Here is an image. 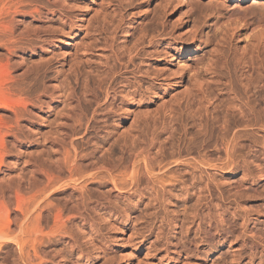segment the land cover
I'll list each match as a JSON object with an SVG mask.
<instances>
[{
    "label": "bare ground",
    "instance_id": "bare-ground-1",
    "mask_svg": "<svg viewBox=\"0 0 264 264\" xmlns=\"http://www.w3.org/2000/svg\"><path fill=\"white\" fill-rule=\"evenodd\" d=\"M44 1L52 3V0ZM246 1L236 0L238 4ZM40 2L39 0H0V264H64L63 259L66 255L63 254L62 250L60 251L62 247L67 250L66 253L71 252L69 254H72L73 252V257L77 255L78 260L81 259L78 256L82 254V247H92L91 237L95 235L96 225L98 224L94 223L95 217L99 215V212L106 215V217L114 216L118 210L115 209L117 205L113 201L116 198L125 199L127 197L126 200H129V197L136 199L140 195L148 194V196L151 195V197L168 201L174 197H183L184 199L185 196L189 197V194H192V197L193 195L200 196L199 199L195 197L198 201H201H197V205L200 203L199 206H201V203H204L202 207L206 206L202 208L201 219L194 214V221L192 219L191 225L193 224V227H196L195 230L200 228L201 222H206V219L210 221V207H213L216 211L215 216L218 214L217 218L219 219L217 221L219 222L217 223L223 224L224 220L220 219L219 213H227V210H230L234 203L237 205L238 202L235 198H227L229 207L224 210V205H221L214 195L218 192L217 194L220 196L221 190L217 184L213 183V177L209 176L206 170L209 168L212 171L222 169L241 171L242 189L264 179V170L257 164L259 160L255 154L257 152L255 148L264 152V147L261 144L264 140V0H252L251 3V5L261 4L259 6V9H261L259 16L251 18L252 13L247 10L249 12L239 14L232 26L229 25L232 27L233 34L239 28L251 24L257 30V39H255L252 51L241 54L234 59L235 63L233 65L235 64V70L238 66V75L232 76L230 66L227 67V59L224 60L228 55L226 53L227 56L221 54L222 50L219 54L222 55L220 59L224 62L222 61L223 63L221 62L220 65L225 68L224 71H227L224 73L221 68L219 69L217 67L219 63H215V61L218 62L215 60V64L212 63L208 70H212L211 73L215 75V78L208 79L209 82L195 79L197 86L193 95L195 99L197 97L196 105L202 106L201 110L207 105L212 106L211 108L214 107L213 110L217 111L221 107L224 108L220 115V118L222 116V122L217 126L221 149L216 152H223L225 159L219 158L217 162L212 164L208 163L207 158L209 156L201 152L191 156L190 160H183L181 157L175 160L176 157L174 158V156H177L178 153L177 151H175L177 153L174 152L176 144L173 135L171 133L170 136L168 135L171 123L164 119L160 124L155 120L158 126L154 123V120L151 122L157 128L159 127L158 129L155 128L154 131L153 126L155 125L150 124L153 128L150 131L151 126L149 127V123L141 124V127L148 124L146 127L149 129L143 132L139 127L142 136L139 135L138 140L136 137H138L139 132H134L138 134L137 136L134 135L136 136V144L133 145L134 141H132L131 145L133 146L130 145L131 149L129 146H127L129 149H125V141L123 142L124 145L121 143L123 145L122 149L120 143L119 145L116 144L118 140L113 138L116 141L114 144V140H111L110 137L111 144L108 145L110 149H113L112 151H115V154L107 149L108 147H100L101 144L99 147L95 145L92 139L94 136L92 135H95L98 128L97 122L105 119L104 115H101L105 111L98 110L99 113L103 111L99 115L96 109L89 110L90 108H85L87 111H91V116H89L87 115L89 112L82 106L89 107L92 101L97 103L99 99L96 100V92L101 87L105 86L104 89L108 96L110 90L113 94L115 91L117 92L115 90V83L117 82L112 81V78L116 73L120 75L118 65L123 62V59L119 57L122 60H115L116 62L122 61L119 64L117 63L118 65L111 63L114 58L111 62L108 61L109 66L106 65V67L109 68L107 67L108 69L104 70V75L102 72L98 74L99 76L102 75L101 78L94 74L95 77H92V80L93 78L95 80L90 79L93 82H90L92 84L88 83L87 80L83 81V78H89L92 75L83 77L86 74L83 75L82 73L83 76L79 75L81 82L83 81L82 85H78L77 81L79 82V80L74 78L75 74H73L74 79H71L73 83H69L65 81L70 80L69 75L67 79V76L64 79L65 74L61 76L59 72H56L55 76L49 81L43 68H41L42 70L37 69L35 66H29L26 62V56L31 59L32 55L40 50L38 43L46 42L43 34H47L45 30V32L43 30L41 32L30 30L29 22L33 21L34 16L42 17L46 16V13L51 15L57 13V11H54L56 9L54 5L51 8L53 11L50 12L51 9L49 10L48 6H41ZM222 4L225 6L224 2ZM248 14H251L250 18H248ZM229 15L231 14L229 13ZM231 27L228 32L231 31ZM227 36L222 35V38H220L221 47L224 45L223 48L227 44L225 41L229 40V35ZM224 38H227V40ZM228 48L226 47V49ZM226 49L224 48L225 51ZM194 52L195 50H188L187 59ZM114 57L116 59L118 56ZM184 58L178 60L177 68L188 66L187 59ZM115 61L113 62L116 63ZM170 61L172 62L173 59H170ZM175 69H172V71L178 74V70ZM62 78L67 82L66 84L62 83L64 82ZM134 80L135 78L130 82L125 79L123 81L125 86L121 83L123 86L120 89L118 88L119 93L117 92V96L120 94L122 97L118 103H122V100L132 103L136 102V97L141 98L140 81H138L139 79ZM119 81L117 85L120 84ZM113 82H115L114 89L112 88L114 84L111 85ZM221 94L227 98V101L224 102L220 99L223 98V96H220ZM108 96L102 97V100H105L104 103H106ZM191 98L193 100V97ZM191 100L187 101L188 104L186 103L187 107L185 106V108H191ZM101 101H99L100 104ZM113 101L110 102L113 103ZM221 101L224 102L223 106ZM226 102L227 104H225ZM205 104L207 105L204 106ZM218 104L220 106H217ZM95 105H91V108L99 106L98 103ZM106 105L104 109L110 111L109 104ZM60 106L61 108L66 107L65 110L60 108L61 114L63 113L62 110L66 112L63 114L65 116H62L63 119H61L59 113H55L58 110L60 111L57 108ZM198 109L196 111H199V116L196 115V119L191 114H197V112H193L194 110L191 109L193 113L189 115L191 119L192 117L194 119H190V124L192 129L203 135L205 133L203 132L205 131V124L202 123L204 115ZM180 110L179 112H181ZM204 110L203 112H206L207 115L209 109L205 108ZM52 111L55 115H60L59 122L57 119H52L54 122L50 121L54 123H51V126H55L57 122L59 123L55 126L59 127V129L56 128L59 133L55 129L58 133H55V135L52 133L51 127L49 130H44L46 122H48V115ZM116 111L118 114V110ZM107 113L105 114L109 117L110 114ZM219 120L217 121L219 122ZM116 123H113L114 126ZM99 124H102V122ZM93 125L97 127L96 129L93 128L95 131L92 129ZM104 125L108 127L107 124ZM112 126L108 128L112 129ZM100 127L102 126L100 125ZM54 128L53 131H55ZM106 128L105 131L101 129L102 132L107 133L109 130L107 129V131ZM90 129L94 131V134L88 133ZM47 130H51V135H53L45 136L50 134V132L45 134ZM110 136L112 137V135ZM130 136H127L126 139ZM97 137H100L101 140V136ZM161 137L166 138L161 140ZM105 139L108 141L107 138ZM128 139L133 140L132 137ZM128 141H126V145L130 144H127ZM112 143L118 146H113L114 148L121 149L114 150L110 147ZM167 150H171V152H169L170 154L166 153L169 155L165 156ZM244 150H247L246 155L243 152ZM236 154L238 155V161L234 163L233 157ZM178 155L181 154L178 153ZM180 166L187 168H184L186 170L184 172L189 175H186L189 179L184 177V173H180ZM251 166H255V169L251 170ZM102 187L106 188V191L108 188V193L104 191L105 189L102 190ZM98 189H101V194L102 191L105 192V194L103 193L105 200H97V196H101L100 193L96 195ZM239 193V190L234 191L233 197ZM107 194L109 197L112 195L116 198L112 200ZM106 195L108 199H106ZM116 201L118 200L116 199ZM120 207L122 208V206ZM198 207L197 209L200 210ZM121 208L119 210L121 213L118 212L121 215H118L119 219L124 218L127 222L130 214L128 210L124 211V208L123 210ZM193 211L195 213L196 208ZM106 217L103 218L106 220ZM100 219L102 221L101 217ZM96 220L99 221V218H96ZM209 221L208 223H210ZM84 242L86 243L84 244ZM69 254L68 257L71 256ZM65 259L67 260V258Z\"/></svg>",
    "mask_w": 264,
    "mask_h": 264
},
{
    "label": "rangeland",
    "instance_id": "rangeland-1",
    "mask_svg": "<svg viewBox=\"0 0 264 264\" xmlns=\"http://www.w3.org/2000/svg\"><path fill=\"white\" fill-rule=\"evenodd\" d=\"M39 1H41V6H48L49 10L54 5L56 7L54 11H57V13L53 15L46 13V16L42 17L34 16L33 21L29 22L30 30L37 32H41V30L43 32L47 31L46 35L43 34L46 42L38 43L40 50L32 55L31 59L26 56V62L29 66H35L37 69L43 68L49 81L55 76L56 72H59L61 76L65 74L63 78L67 76L66 79L68 75L70 80L78 78V85H82L83 81L87 80L88 83L94 81L95 78L92 80V77H95L94 74L101 78L102 75L100 77L98 74L102 72L104 75L109 68L108 61L111 62L113 58V61L122 58L123 62L121 60L115 61L116 63L111 62L116 65L119 62L125 64L121 63L118 65L120 72L118 73L120 75L116 73L113 76L112 81L117 83L113 82L111 85L115 83L116 86L114 84L112 88L115 86V90L118 92V88L120 89L123 86L121 83L125 79L130 82L134 78L140 81L142 96L140 99L136 97L137 100L135 99L136 102H132L133 104L124 100H122V103H118L122 96L120 94L117 96L116 91V94L114 93L115 96L111 90L108 96L104 86L96 92L97 95L95 94L96 100L99 99L97 101L99 106L91 108V105L97 104L95 101H92L89 107L82 106L84 109L90 108L89 110L96 109V111H100L102 109L105 113L109 112L111 115L107 117L108 113L102 114L101 112L103 111H101L100 113L104 115L105 121H101L102 124L97 122V126L98 128L100 125L102 127L99 129L94 127L97 123L92 127V129L97 128L96 131L93 130L95 135L98 134L96 136L92 135L94 134L92 129L88 132L95 137L94 139L88 134L94 140L95 145L99 147L101 144L100 147H108L107 149H110L108 144H111L110 141L115 138L118 140L117 145L125 141V149H129V147L131 149V146L134 143L136 144L135 141L139 138V135L140 137L142 136L140 134L141 131L144 132L149 129L146 127L148 124L142 126L144 128L141 127V124L149 123V127L151 126L149 130L151 131L153 129L152 125H155L151 123L153 120L154 123L158 122L160 124L164 119L171 123L168 135H173L174 143L176 144L174 152L177 151L181 154L178 155L175 152L178 156H174V158L176 157L175 160L179 157L183 158V160H190V157L195 156L198 152L209 156L207 158L209 164L217 162L219 158L225 159L223 152H216L221 149L217 126L222 122V116L220 118V115L224 108L221 107L223 108L221 109L219 107L221 110L218 108L219 110L217 111L213 110L214 107L211 108L212 106L205 104L204 106H207H203L204 108L201 110L202 106L196 105L197 97L195 99L193 95L197 86L195 79L209 82L210 79L215 78V75L211 73L212 70H208L215 60L218 61H215V63H219V65L223 61L220 59L222 55L220 56L219 54L222 50L221 54L226 53L228 55L224 60L227 59V67L230 66L232 76L238 75V66H236L235 70V64L233 65L235 63L234 59L241 54L252 51L255 39H257V30L251 24L247 27L239 28L233 34L231 26L238 15L249 12L247 10L252 13V15L250 14L251 18L259 16L261 13L259 6L261 4L251 5L252 0H247L242 4H238L236 0H52V3H47L44 0ZM222 2L228 7L226 8ZM52 11L53 9L50 10V12ZM59 14L61 15L59 16ZM250 15L248 18H250ZM62 25L64 26L62 27ZM230 27L231 31L228 32ZM222 35H225V37L229 35V40L227 38H224L227 41L223 39L227 43L225 44L226 47H229L228 49L224 47L228 53L224 50V45L221 47L220 38H222ZM229 49L230 51H228ZM188 50H195L189 59H187ZM112 55L113 57H111ZM114 56L118 57L115 59ZM184 57L187 59L188 66L177 68L178 60L185 59ZM170 59H173V61L171 62ZM110 62L109 64L111 65ZM106 65H108V68ZM219 65L217 67L224 71L225 68ZM175 68L179 71H177L178 74L172 71ZM219 69L217 71L221 72ZM81 73L86 75L83 76ZM73 74L76 77L74 76L73 78ZM90 74L92 75L91 77L83 78L84 80L81 82L79 75L86 77L87 75L90 76ZM63 78L62 80L64 81L65 78ZM121 78L124 79L122 80ZM70 80L67 79L65 81L73 83ZM65 81L62 83L66 84L67 82ZM118 81L119 85H117ZM123 84L125 86V82ZM111 93L115 99L110 98ZM105 95L109 98H107L106 103H104V99V101L102 100ZM220 96L223 95L221 94ZM191 97H193L195 103L191 100ZM223 98L221 97L220 99L224 102L227 101L225 96ZM109 100L113 101L114 104ZM188 100L192 102L190 103V109L185 108ZM99 101H101V104ZM222 101L221 105L223 106L224 102ZM106 104L110 111L104 109ZM217 106L220 105L218 104ZM196 107L197 109L200 107L198 110H201L204 115L202 123L205 124V131H203L205 133L203 135L191 128V120L196 119V115L199 116V111H196ZM57 108L60 109L61 106ZM205 108L209 109L207 110L209 112H207V115L206 112H203ZM61 109L55 113H59L61 119H63L62 116H65L63 114L66 112L62 110L63 113L61 114ZM87 109L85 110L87 111ZM179 109H181V112H179ZM191 109L197 114L191 112ZM89 110L87 115L91 116V111ZM116 110H118V114ZM53 112L48 115V122H46L44 130H49L51 127L52 133L55 135V133H59V127L55 126L59 124L60 119L58 118L60 115H55ZM189 114L195 117L191 119ZM52 119H57L58 122L56 120L55 123L57 122L58 124L51 126V123L54 122ZM112 121L116 123L115 126ZM104 124L113 128L110 129ZM156 125L153 126V131L159 128ZM104 126L105 128L107 127L106 130L112 131L109 132L107 130L109 135L104 132ZM53 128L54 130L58 128L56 129L58 133L56 130L53 131ZM101 129L104 131L102 132ZM139 129L141 130L140 132ZM48 130L45 134L51 131ZM136 131L139 132V134L137 133L138 137L134 133ZM135 134L136 136H134ZM52 135L50 132L49 135L45 136L49 137ZM97 136H101L102 143L99 139L100 137L98 138ZM127 136L132 137L133 140L128 139L130 137L126 139ZM103 137L107 138L108 141ZM109 137L112 139L110 140ZM161 138V140H164L166 137ZM126 141H128L127 144H130L126 145ZM132 141L134 142L132 143ZM115 142L114 140V144ZM261 144L264 147V140ZM117 145L112 143L110 147L114 148ZM123 145H120L122 149ZM117 147L114 150L117 149L118 151V149H121ZM110 150L112 151L113 149ZM255 150L257 152L254 153L259 160L257 164L264 170V152L259 151L258 148H255ZM112 152L115 154V151ZM169 152L171 150H167L165 156L169 155ZM243 152L245 155L247 154V150ZM237 156L236 154L233 157L234 163L238 161ZM180 167V173L185 174V169L187 168L184 166ZM254 169L255 166H251V170ZM206 172L213 177V183L217 184L221 190L220 196L217 194L218 192L214 195L219 200V203L224 205V210L229 207L227 198H235L238 202L237 205L234 203L230 210H227V213H219L220 219L224 220L223 224L217 223L219 222L217 221L219 219L217 218L218 214L215 216L216 211L213 207H210V221L206 219V222L200 223L201 229L197 228V231L195 230L196 227H193V224L191 225V221L192 219L194 221L195 215L201 219L202 208L206 207H202L204 203H201V206H199L200 203L197 205L196 202L200 196L193 195L192 197V194H189V197L185 196L184 199L183 197H174L176 199L172 198L164 201L163 199L151 197L150 194V196L143 194L136 199L129 197V200H126L127 197L125 199L115 197L118 200L116 201L114 196L111 195L109 197L107 194L110 199H115L113 200L115 205H117L115 209H118L115 214L116 217L115 215L112 217L107 215L108 218L99 212L100 216L97 215L99 217H95L94 223L98 224L96 225L94 238L91 237L92 247H82V256H78L81 259L78 260L77 255L73 257V252L72 255L69 254L71 252L66 253L67 250L63 247H58L59 249L61 248L60 251L62 250L63 254L65 253V258L69 260L67 262L64 258V264H264V179L252 186L247 185L242 189L241 171L239 170L222 169L212 171L208 168ZM184 174L182 175L184 176ZM186 175L188 174L186 173L184 177L189 179V175ZM100 190H96L97 194H95L98 195ZM102 190L108 193L109 189L107 188L106 191V188L102 187ZM236 190H239L240 193L233 197ZM105 192L102 191V194L100 193L102 197H105ZM107 195L106 199H108ZM101 196L98 195L97 200H105ZM196 206H199L200 210ZM120 208L122 210L124 208V211L128 210L130 218L127 222L122 217V219H119V216H121L118 213ZM194 208H196L195 213H193ZM103 217H106V220ZM96 218H99V221ZM68 254L71 256L68 257Z\"/></svg>",
    "mask_w": 264,
    "mask_h": 264
}]
</instances>
